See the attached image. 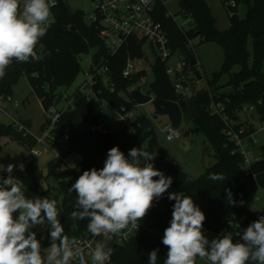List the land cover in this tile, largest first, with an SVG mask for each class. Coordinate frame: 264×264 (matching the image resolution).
<instances>
[{"label": "trees", "instance_id": "1", "mask_svg": "<svg viewBox=\"0 0 264 264\" xmlns=\"http://www.w3.org/2000/svg\"><path fill=\"white\" fill-rule=\"evenodd\" d=\"M68 1L55 0V6L51 8L54 23L40 39L34 49V55L27 62L13 60L6 69V74L0 79V94L10 95V86L20 76H24L43 110L47 111L53 104L56 89L70 87L80 73L79 56L94 50L91 64L107 67L104 76L94 78L91 91L96 99L114 109L120 105L127 107L135 105L130 91L146 74L144 71H137L136 74L124 78L122 70L128 59L143 58L142 46L145 42L130 37L113 55L110 54L105 41L100 37L99 18L86 24L83 12H72L67 6ZM177 5L179 13L190 20L191 25L187 30L179 27L168 15L164 4L157 2L153 15L154 20L161 25L167 35L171 55L176 50L181 51L189 70L194 69L196 65L192 67L190 59L195 61V58L187 52L186 44L199 38L201 43H215L222 49L221 68L206 80V88L193 93L194 98L188 111L190 97L175 93L173 83L165 73L166 63L160 59L155 58L152 66L153 81L146 85L145 92L179 105L183 118L189 119V124L206 140L212 150L214 163L197 177L174 167L161 152L152 124L143 115L136 116L132 121L133 129L128 127L109 129L104 135L91 132V127L100 124V115L93 112L92 103L78 88L72 94L73 109L64 112L58 123L60 134L68 135L63 157L66 158L72 153L79 156L78 173L64 166L60 160L55 162L51 160L46 165L47 173L44 175L37 158L30 153L25 159L24 168L13 173V178L22 181L28 198L51 199L53 192L56 193L54 199L61 198L59 220L65 234L74 237L89 233L87 219L71 218V213L77 210L76 193L70 192L69 189L83 171L92 168L102 169L107 153L112 147L118 146L126 157L134 147L156 154L151 163L166 177H172L173 182L167 192L154 201L156 207H151L147 215L140 220L141 230L124 246H118L112 252L117 264H149V253L154 249H158L157 264H164L168 249L163 245L162 238L172 219L175 201L168 198L172 192L192 197L194 203L205 214L203 232L210 241L217 237L222 238L226 232L242 233L261 216L249 208L248 202L257 191L264 192V144L258 148V159L251 164L248 171H245L242 169L241 154L224 130L225 122L233 121L235 122L233 129L238 131L242 126L239 114L250 106L253 107L258 122L264 123V0H232L231 6L229 5L231 9L244 5L246 12L243 18H239L232 11L229 16V27L224 31L217 29L215 18L205 0H178ZM249 43L251 54L248 50ZM234 67H239L235 73L232 72ZM185 69L186 67L182 74ZM224 77L227 78L222 85L220 82ZM104 79H107V86L103 82ZM110 85L113 88H109ZM225 88L229 90L223 91ZM73 123H82L86 129L83 131L73 126ZM139 130H148L145 148L141 147L137 137L136 131ZM254 131L248 130L241 137L249 136ZM0 134L15 136L30 148L35 145L33 138L23 137L11 124H0ZM53 146L57 148V144ZM145 163L147 161L141 159V165ZM210 173L222 174L224 180H210ZM49 175H53L56 186L42 189L40 185ZM227 190H231L235 204L228 202ZM73 225L76 226L75 229ZM32 231L37 233L42 251L48 241L42 239L39 225ZM236 240H239V237H234V242ZM198 259L199 257L196 264Z\"/></svg>", "mask_w": 264, "mask_h": 264}, {"label": "clouds", "instance_id": "2", "mask_svg": "<svg viewBox=\"0 0 264 264\" xmlns=\"http://www.w3.org/2000/svg\"><path fill=\"white\" fill-rule=\"evenodd\" d=\"M54 6L55 0H24L22 8L20 0H0V79L13 60L27 62L34 55L36 45L54 23ZM155 156L134 147L126 157L118 146L112 147L102 169L83 171L69 189L76 193L77 210L71 218L87 219V231L103 237L88 252L91 264H108L112 237L137 229V222L171 186L172 177L151 163ZM141 159L147 163L141 165ZM14 167L0 168L8 173L7 178L0 177V264H69L77 257L79 264H88L77 239L64 232L57 201L28 198L22 181L11 175ZM209 179L223 181L224 176L210 173ZM168 198L175 203L162 238L168 249L164 264H196L197 257L209 264H264V215L242 233L226 232L210 241L203 232L205 214L192 197L172 192ZM227 200L236 203L231 190H227ZM45 221L50 225L52 243L42 253L32 229ZM234 237L239 240L234 242ZM157 253L158 249L149 253V264H157Z\"/></svg>", "mask_w": 264, "mask_h": 264}, {"label": "rangeland", "instance_id": "3", "mask_svg": "<svg viewBox=\"0 0 264 264\" xmlns=\"http://www.w3.org/2000/svg\"><path fill=\"white\" fill-rule=\"evenodd\" d=\"M177 2L178 0H165L164 5L166 11L179 27L183 30H187L191 25L190 20L184 18L179 13ZM205 2L215 18L217 29L220 31L228 29L229 16L232 14V11H234L239 18H243L246 12V7L244 5H238L235 9H231L230 6L232 0H205ZM67 6L72 12H83V20L86 24L91 22L95 10V2L93 0H69ZM186 50L195 58L196 66L192 70H189V68L186 67L185 72L183 74L181 72L182 76L177 78V81L182 85V94L185 97H190L191 88H194V92L206 88V80L210 79L213 73L220 70L223 52L215 43H201L199 38L187 42ZM248 50L251 54L250 43L248 45ZM142 52L143 58L132 60L130 63L135 71L145 72L146 82L149 84L153 81L152 66L156 57L148 43H144L142 46ZM93 53L94 50H90L88 53L79 56L80 73L70 87H60L56 89L54 93L55 98L53 99V104L49 110H60L65 108L68 102L66 99H63V97L66 96L67 98H72V94L75 90L80 88V92L83 95H86L92 103L93 112L99 113V111H102L100 123L103 127L112 130L127 127V123L119 122V117L114 108L103 101H98L88 88L82 87L83 83H88L90 80V68L92 65L91 57ZM180 56H182V52L176 50L168 59L167 66L171 69H175L177 64L181 62L179 59ZM238 70L239 67H234L232 72L235 73ZM195 72L198 73L200 79H196ZM170 78L172 79L173 77L170 76ZM226 78L227 77H224L220 84H225ZM134 89H137L136 86H134L132 90ZM45 90H47V87ZM227 90H229V88L223 89V91ZM9 92L10 95L8 96L18 103V107L13 108L10 103L4 101H0V107L13 119L25 121L26 123L28 122V128L31 134L37 136L46 122L48 112L46 113V111L43 110L38 97L32 92L27 79L24 76H20L17 81L10 86ZM132 106H134L132 112L135 117L143 115L151 122L161 152L174 167L184 170L193 177H197L214 163L215 159L212 150L204 137L200 133H197L194 127L189 124V119H182L181 126L178 128L179 137L177 139L166 141L165 135L161 130L168 119L164 116L156 115L151 103H135V105ZM187 120L188 122H186ZM239 122L242 124L240 128H246V132L248 130H256L260 127L256 114L249 111H243L239 114ZM0 124H10L7 117L1 112ZM136 134L141 147L145 148L147 146L148 130H139L136 131ZM254 139L256 140V143L253 146L250 144L247 146V148L251 150V156L249 157L250 162H254L259 157L258 148L264 144L263 133L257 132L254 135ZM29 150L30 147L20 141L17 137L0 134V168L6 167L8 164L15 165L11 173L13 177L15 171L24 168L25 159L29 154ZM34 150L36 151L35 157L37 158L39 168L42 173L46 175V165L49 161L54 159V154L41 144L35 145ZM78 164L79 161L75 159L73 155H68L65 158V165L69 166L76 173L79 171ZM7 176L8 173L6 171L0 170V177L7 178ZM40 186L42 189L55 187L56 182L53 175H49ZM55 197L56 193L53 192L51 199H54ZM254 197L257 198V200H253L249 205V208L262 216L264 215V192L259 190ZM55 200L57 201V207L60 211L58 217V219H60L61 198L57 197ZM39 231L42 239L48 241L47 246L42 250V253H46L47 248L50 247L52 243L49 235L50 225H48L47 221H45L44 225H39ZM197 264L209 263L206 260H201L199 258Z\"/></svg>", "mask_w": 264, "mask_h": 264}, {"label": "built area", "instance_id": "4", "mask_svg": "<svg viewBox=\"0 0 264 264\" xmlns=\"http://www.w3.org/2000/svg\"><path fill=\"white\" fill-rule=\"evenodd\" d=\"M95 2L94 14L91 18V21H95L99 18L101 24L100 37L105 41L107 48L109 49L110 54H114L120 46H122L130 37H136L139 40H143L145 43H148L155 54L157 59H160L162 62L166 63L165 73L170 78L173 83V87L176 94L182 93V85L178 83L177 78L182 76L181 72L187 67L183 56H180L179 59L181 62L177 64L175 69H171L167 66L168 59L172 56L170 50L168 49V38L165 31L162 29L161 25L154 20L155 4L157 2L164 4L165 0H93ZM24 0H20L21 8L23 7ZM132 60L128 59L126 61L125 67L122 70V76L127 78L133 74H136L134 67L130 63ZM107 72L106 65L93 66L90 68V80L88 83H83V88H88L91 91V87L94 84V78L96 76L102 77ZM103 82L105 85H108L107 79H104ZM147 82L146 77L140 78L138 83H136V88L141 91L143 94L145 92ZM109 88H113L112 85ZM93 93V92H92ZM153 96V95H152ZM88 99V97L85 95ZM66 99L68 104L65 108L56 110L51 109L47 110L46 113V122L44 127L40 130L37 136L32 135L27 123L21 120L13 119L4 109L0 107V112L4 114L7 119L10 121V124L15 128V130L21 134L23 137H31L35 141V145L41 144L47 150L54 154V161L60 160L65 165V158L63 157V152L66 150L65 145L68 141L67 134H60L58 131V123L61 115L67 110L73 109V97ZM0 101L10 103L13 108L18 107V103L13 101L10 96H4L0 94ZM134 106L127 107L126 105H120L116 110V113L119 117V122L127 123L128 128L133 129L132 121L135 119V116L132 112ZM243 111L253 112V107L245 108ZM242 111V112H243ZM218 112V110H215ZM100 116L102 111L98 113ZM235 122L226 121L224 133L229 137L231 141L234 142L239 153L242 156V169L248 171L253 162H250L249 157L251 156V150L247 148L248 144L254 145L256 140L254 135L257 132L263 133L264 138V123L260 124V127L257 128L249 136L241 137V135L246 132V128H240L238 131L233 129ZM91 132L106 134L109 129L103 127L100 123L97 126L90 128ZM162 133L165 135L166 141H172L179 137L178 129H174L169 121H167L162 128ZM54 144H57V148H54ZM34 145V146H35ZM32 146L29 150L31 155L36 154ZM75 159L79 161V156L76 153H72ZM258 159V158H257ZM256 161V160H255ZM66 167H69L65 165ZM70 168V167H69ZM253 198L248 203L251 204ZM156 204L153 202L152 208H155ZM147 215V214H146ZM138 223V228L131 231L125 230L126 235L113 236L110 244H114L115 247L112 252L118 246H124L134 235H136L142 228L140 221ZM77 239V247L82 249L85 253V259L88 261V264H91V258L88 255V252L95 247L96 243L102 242V236H92L90 233H84L78 236H74ZM71 238V237H70ZM69 264H79V258H73L70 260ZM108 264H117L112 255Z\"/></svg>", "mask_w": 264, "mask_h": 264}, {"label": "water", "instance_id": "5", "mask_svg": "<svg viewBox=\"0 0 264 264\" xmlns=\"http://www.w3.org/2000/svg\"><path fill=\"white\" fill-rule=\"evenodd\" d=\"M190 65L194 67L196 65V62L190 59ZM195 76H196V79H200V76L198 75L197 72H195ZM193 93H194V88H191V96L189 98L187 111L189 110V104L193 100V97H194ZM130 96H131V99L134 101V103H137V104L151 103L155 114L166 117L174 129H178L181 126L182 119H183L182 111L176 102L162 100L156 96H152L149 94H143L138 89H134L130 91ZM186 122H188V120ZM72 125L80 128L83 131L86 129V126L82 123H73ZM109 246L112 248V250L115 247L114 244H110V243H109Z\"/></svg>", "mask_w": 264, "mask_h": 264}]
</instances>
